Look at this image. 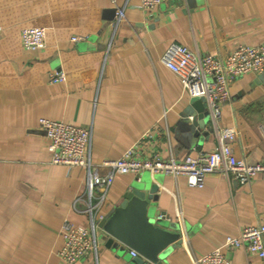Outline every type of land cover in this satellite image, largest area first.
Segmentation results:
<instances>
[{
	"label": "crops",
	"instance_id": "0c3cea01",
	"mask_svg": "<svg viewBox=\"0 0 264 264\" xmlns=\"http://www.w3.org/2000/svg\"><path fill=\"white\" fill-rule=\"evenodd\" d=\"M116 4L125 18L113 31L112 0H0V264H66L56 254L60 223L86 221L84 169L50 161L40 117L90 127L100 172L108 169L103 159L136 140L142 157L211 150L218 138L214 130L204 134L209 112L196 135L180 128L192 118L190 97L161 53L173 41L220 57L240 43L264 44V0H163L151 12L140 0ZM30 26L44 29L42 46L22 45L20 31ZM54 71L65 80L51 82ZM229 89L217 124L234 127L235 156L256 162L264 156V70L237 76ZM138 179L147 181L155 218L181 231V243L168 248L161 264H191L192 255L220 246L226 235L264 222V172L240 183L216 171L202 187H189L183 175L119 174L102 213ZM98 234L99 264H139L130 247L116 239L107 245L100 226ZM225 251L229 264H264L241 247ZM74 264H92L91 257Z\"/></svg>",
	"mask_w": 264,
	"mask_h": 264
},
{
	"label": "built area",
	"instance_id": "2783aa9c",
	"mask_svg": "<svg viewBox=\"0 0 264 264\" xmlns=\"http://www.w3.org/2000/svg\"><path fill=\"white\" fill-rule=\"evenodd\" d=\"M112 20L113 31L125 18L123 6L116 4ZM163 0H140V8L151 12ZM0 26V31H1ZM45 31L39 26L24 27L20 39L27 48L44 44ZM72 40L78 36H72ZM161 62L173 72L181 83V89L189 97H202L210 114L213 130L218 138L217 146L211 150H199L177 158L172 153L162 158L157 153L142 157L136 150L138 140L127 147L120 156L101 161L108 169L100 172L91 158L90 145L92 129L62 120L40 117L38 123L48 140L47 150L52 163L61 164L69 169L78 166L84 169L87 200L83 208L85 223L78 224L63 218L59 226L60 246L56 254L66 264L91 257L92 264H99L98 221L105 215L102 207L107 191L116 175L139 174L142 170L151 173L185 176L189 187H202L205 176L222 171L232 174L240 183L249 182L257 173L264 172V156L249 163L243 157L234 155L230 140L235 135L234 127L219 126L220 105L230 96V83L237 76L247 72L264 70V44L240 43L224 57L213 54H199L186 44L170 42L160 56ZM51 82L63 81V71H54ZM75 207V206H74ZM180 218V216H179ZM101 228V227H100ZM181 232V231H180ZM241 247L246 252L264 258V222L243 226L235 235H226L220 246L209 252L192 255L191 264H229L226 248ZM132 256L135 250L130 249Z\"/></svg>",
	"mask_w": 264,
	"mask_h": 264
},
{
	"label": "water",
	"instance_id": "95a60500",
	"mask_svg": "<svg viewBox=\"0 0 264 264\" xmlns=\"http://www.w3.org/2000/svg\"><path fill=\"white\" fill-rule=\"evenodd\" d=\"M186 109L187 116L192 118L190 123L184 120V127L180 128L196 135V129L203 128L209 120L207 106L202 97H190ZM212 130L211 123L204 134ZM121 196L118 204L98 222L109 235L106 244L116 239L136 251L133 259L139 264H161L160 258L168 248L181 243L180 230L170 231L155 218L146 180L138 179Z\"/></svg>",
	"mask_w": 264,
	"mask_h": 264
},
{
	"label": "rangeland",
	"instance_id": "374dc122",
	"mask_svg": "<svg viewBox=\"0 0 264 264\" xmlns=\"http://www.w3.org/2000/svg\"><path fill=\"white\" fill-rule=\"evenodd\" d=\"M98 240H99V244H101L102 238L100 237V235L98 236Z\"/></svg>",
	"mask_w": 264,
	"mask_h": 264
}]
</instances>
